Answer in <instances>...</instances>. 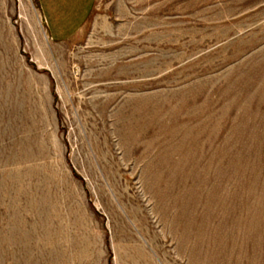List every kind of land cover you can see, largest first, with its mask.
<instances>
[{"label": "rangeland", "instance_id": "374dc122", "mask_svg": "<svg viewBox=\"0 0 264 264\" xmlns=\"http://www.w3.org/2000/svg\"><path fill=\"white\" fill-rule=\"evenodd\" d=\"M0 264H264V0H0Z\"/></svg>", "mask_w": 264, "mask_h": 264}]
</instances>
